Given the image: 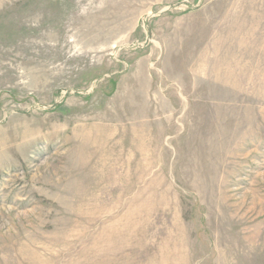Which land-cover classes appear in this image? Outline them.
I'll use <instances>...</instances> for the list:
<instances>
[{"label": "rangeland", "instance_id": "rangeland-1", "mask_svg": "<svg viewBox=\"0 0 264 264\" xmlns=\"http://www.w3.org/2000/svg\"><path fill=\"white\" fill-rule=\"evenodd\" d=\"M0 264H264V0H0Z\"/></svg>", "mask_w": 264, "mask_h": 264}]
</instances>
